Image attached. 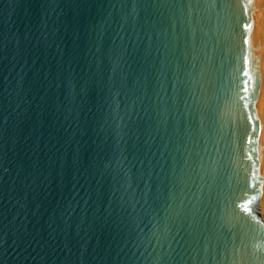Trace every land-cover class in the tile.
<instances>
[{
	"label": "water",
	"instance_id": "obj_1",
	"mask_svg": "<svg viewBox=\"0 0 264 264\" xmlns=\"http://www.w3.org/2000/svg\"><path fill=\"white\" fill-rule=\"evenodd\" d=\"M0 264H264L261 0H0Z\"/></svg>",
	"mask_w": 264,
	"mask_h": 264
},
{
	"label": "snow or ice",
	"instance_id": "obj_2",
	"mask_svg": "<svg viewBox=\"0 0 264 264\" xmlns=\"http://www.w3.org/2000/svg\"><path fill=\"white\" fill-rule=\"evenodd\" d=\"M224 2L226 3L227 0H224ZM245 27H248V25H245ZM248 43H249V39H248V37H247V35H246V36H245V44H248ZM243 62H244L243 75L248 76V73H249V64L252 63V62L249 61L248 54H247V50L245 51V55H244V57H243ZM246 83H247V81H245V84H246ZM245 90H246V89H245ZM241 99H247V97H241ZM225 111H226V112L229 111V105L227 104V102H226V104H225ZM248 120H249V122H252V116H251V114H249V116H248ZM256 130H257V125L253 124L252 131H256ZM251 139H252V137H251V135H250L249 138H248V142H249V143H251ZM258 251H259V249H258ZM237 254H238V253H237Z\"/></svg>",
	"mask_w": 264,
	"mask_h": 264
},
{
	"label": "bare ground",
	"instance_id": "obj_3",
	"mask_svg": "<svg viewBox=\"0 0 264 264\" xmlns=\"http://www.w3.org/2000/svg\"><path fill=\"white\" fill-rule=\"evenodd\" d=\"M261 15H262V30H263V42H264V0H261Z\"/></svg>",
	"mask_w": 264,
	"mask_h": 264
}]
</instances>
